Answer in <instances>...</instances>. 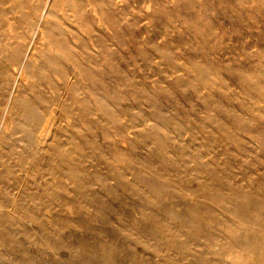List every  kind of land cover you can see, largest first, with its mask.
<instances>
[{"label": "rangeland", "instance_id": "obj_1", "mask_svg": "<svg viewBox=\"0 0 264 264\" xmlns=\"http://www.w3.org/2000/svg\"><path fill=\"white\" fill-rule=\"evenodd\" d=\"M0 264H264V0H0Z\"/></svg>", "mask_w": 264, "mask_h": 264}, {"label": "bare ground", "instance_id": "obj_2", "mask_svg": "<svg viewBox=\"0 0 264 264\" xmlns=\"http://www.w3.org/2000/svg\"><path fill=\"white\" fill-rule=\"evenodd\" d=\"M45 8H46V6H45ZM48 12V11H47ZM45 13H46V11H45ZM43 14V13H42ZM48 14V13H47ZM43 16V15H42ZM41 16V17H42ZM41 20V19H40ZM38 25V24H37ZM39 31V30H38ZM36 32V31H35ZM32 35V34H31ZM30 35V36H31ZM14 76V75H13ZM21 77H23L22 75H21ZM93 87V86H92ZM38 117V116H37ZM54 117V116H53ZM35 118V117H34ZM31 120H33L32 118H31ZM56 120V119H55ZM35 121V120H34ZM30 123L32 124V121H30ZM34 123H36V122H34ZM39 123L40 122H38V126H39ZM51 123H53L52 122V116H48L46 119H44V121L42 122V124H41V126H40V128H39V130H38V133H37V140L41 143V144H44L45 142H46V140H47V138H48V135L50 134L49 133V129H50V126H51ZM30 125V124H29ZM31 126H33V124L31 125ZM37 125H35V127H36ZM30 127V126H29ZM29 127H27V128H29ZM35 127H33V129L35 128ZM53 127V126H52ZM30 129H31V127H30ZM25 130H27V129H25ZM35 130V129H34ZM27 133V132H26ZM31 133V132H30ZM36 133V132H35ZM35 137V136H34ZM32 140H34V139H32ZM34 143H35V141H33ZM32 142V143H33ZM38 143V142H37ZM36 143V144H37ZM34 145V144H33ZM64 174H67V173H64ZM157 253V252H156ZM235 257V256H234ZM251 257V256H250Z\"/></svg>", "mask_w": 264, "mask_h": 264}]
</instances>
